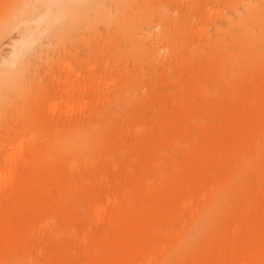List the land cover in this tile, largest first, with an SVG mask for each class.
I'll return each instance as SVG.
<instances>
[{
    "label": "rangeland",
    "instance_id": "obj_1",
    "mask_svg": "<svg viewBox=\"0 0 264 264\" xmlns=\"http://www.w3.org/2000/svg\"><path fill=\"white\" fill-rule=\"evenodd\" d=\"M18 1L0 0V20ZM99 1L102 13L61 39L58 26L43 25L28 71L0 87V178L43 166L55 178L22 230L27 251L0 253V264H94L137 194L164 205L163 219L151 209L145 221L158 262L183 243L174 264H202L206 251L211 264H256L264 0ZM19 29L0 38V62Z\"/></svg>",
    "mask_w": 264,
    "mask_h": 264
},
{
    "label": "bare ground",
    "instance_id": "obj_2",
    "mask_svg": "<svg viewBox=\"0 0 264 264\" xmlns=\"http://www.w3.org/2000/svg\"><path fill=\"white\" fill-rule=\"evenodd\" d=\"M79 1L81 0H21L14 6L15 13L12 17L6 15L2 17L0 20V38L7 33L17 31L19 26H24L19 29L18 38L13 40L8 47L10 48L9 57L1 59L0 79L2 83L0 87L11 80H14L13 83L20 80L28 71L29 65L33 61L32 58L27 59L33 56L29 55L32 53L29 49L36 43L38 45L41 37L45 35L46 30L42 29L43 25L58 26L54 36L61 39L71 30L77 28L80 20L90 21L91 13H102L104 4L99 0H90L91 4L84 8L76 6ZM65 12L68 13L69 19L65 24H61ZM206 154L215 156L216 152L208 147ZM256 163L258 167L264 169V159L253 164ZM54 179L44 169V166L38 169L36 175H28L15 181L9 180L6 183L0 178V253L3 257H6L10 252L25 253L27 251L28 247L23 232L25 224H30L32 222L31 217L38 215L37 210H34L41 204L43 198L41 190ZM2 181V184L6 186L5 192L2 190L4 187L1 185ZM251 182L256 184L255 179H251ZM133 200L137 206L132 217L125 221L123 227L114 237L112 245L105 248L104 254L93 260L94 264H164L153 258L154 253L145 226L151 209L155 211V218H164V205L153 196L143 198L137 194ZM141 200L147 205L145 211L142 210ZM210 225L211 222H208L203 229H208ZM187 246L193 247L191 242ZM185 247L183 243L176 247L171 256L168 257L169 259H166V264H174L183 260ZM215 255L213 251H206L202 257V264H211L216 261ZM145 256H151L150 261L141 263ZM185 261L186 264H192L187 259ZM256 264H264V257Z\"/></svg>",
    "mask_w": 264,
    "mask_h": 264
}]
</instances>
